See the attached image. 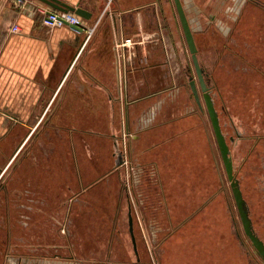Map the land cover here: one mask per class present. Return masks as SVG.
Returning <instances> with one entry per match:
<instances>
[{
  "label": "crops",
  "instance_id": "obj_1",
  "mask_svg": "<svg viewBox=\"0 0 264 264\" xmlns=\"http://www.w3.org/2000/svg\"><path fill=\"white\" fill-rule=\"evenodd\" d=\"M64 1L91 12L89 19L83 17L87 28H94L91 36L88 29L46 26L44 11L58 9L42 0H0V116L8 123L4 134L23 132L31 118H53L44 144L26 153L23 138L16 147L17 189L0 188V217L6 219L7 230L0 244L8 245V230L15 222L18 229L33 230L34 244H40L41 230H49L48 244L57 248L61 242L50 230L73 228L74 213L104 214L116 207L122 214L128 206L130 215V197H138V192H127L126 200L109 185L123 177V162L116 157L126 148L138 168L150 171L140 176L146 184L139 195L147 201L159 199L161 229H173L166 241L192 224L210 230L219 190L216 148L204 122L203 103L194 96L196 108L188 100L169 104L170 83L179 65L172 60L173 34L164 22L179 21L192 61L182 62L180 69L189 84L197 83L175 0ZM181 1L209 83L212 69L219 84L239 86L243 115L261 121L264 0ZM237 43L243 51H233ZM228 50L248 64L246 72L233 71ZM231 92L229 87L225 93L229 109L235 97ZM75 219L80 221L77 215ZM209 244L207 238L202 252H209ZM56 251L44 260L71 261ZM128 254L120 253L123 260ZM228 258V253L224 259L215 255L202 264H229ZM3 260L2 254L1 264Z\"/></svg>",
  "mask_w": 264,
  "mask_h": 264
},
{
  "label": "rangeland",
  "instance_id": "obj_2",
  "mask_svg": "<svg viewBox=\"0 0 264 264\" xmlns=\"http://www.w3.org/2000/svg\"><path fill=\"white\" fill-rule=\"evenodd\" d=\"M92 2L94 3V0ZM104 7L106 6H103V9ZM163 26L169 29L170 34H173L170 38L172 47L175 50L172 53V60L178 62L179 65V69L176 70V79L172 84L170 83L172 87L168 96L169 104L179 105L188 100L190 107L196 108L198 105L189 84L190 80L180 69L182 62L192 61L191 55L185 47L179 21L176 20V23H174L171 19L167 23L164 22ZM172 30H174L173 33ZM227 47L229 50L232 47L233 51L241 52L242 50L240 43ZM229 50L227 55L230 60L232 55ZM231 60L232 69L235 73L242 74L243 71L248 69V64L243 62L244 60L236 56L235 53ZM208 71L212 75L210 86L213 89L216 106L221 114L224 130L229 137L234 136L236 138L235 141L231 142L234 164L236 163L235 170L238 169L236 175L240 179L244 196L249 203L254 228L264 240V139L258 141L259 136L263 135L264 138V118L261 120L263 122H257L256 120L252 122L253 120H250L246 115L244 116L241 110V100H239L241 97L240 87L219 84L215 80L213 70L209 69ZM190 72L197 80L193 65ZM229 87L232 91L230 94L233 97L235 96L232 101L233 107H230L231 110L229 109L231 105L230 97L227 94L225 95ZM225 97L227 98L226 101ZM202 103L204 122L211 133L217 154V188L219 196L216 199L215 213L211 214L210 230L208 228L207 230L196 228L192 224L178 231L173 238L166 241L167 233L170 234L173 229H161L162 214L156 210L159 199L151 197L147 201L143 195H139L140 191L143 194V188L146 184L140 176L146 174L149 170L146 169L145 172L140 167L138 168L134 159H130V151L126 148L120 151V156L117 155L118 157H116L118 163L123 162V177L122 179L117 177L109 185L117 194L125 195L126 200L128 199L127 192L129 194L138 192V197H132L133 195L130 197L133 200L132 216L138 255L134 253V244L130 232L129 208L127 206L122 214L117 213L116 207L112 212L104 214L94 211L72 214L73 228L50 230L56 235V241L61 242V245H58L57 248L48 244L50 239L46 237L49 230H41L40 244H34L36 238H32L33 230L18 229L15 222L12 224V229L8 230V245L0 244V256L2 254L5 256V261L3 260L2 263L49 264L44 259H47L57 249V253L68 256V260L71 258V261H64L63 264H202L205 258L215 255L224 259L225 253L229 254L227 260L229 264H264V260L257 253L244 231L203 98ZM252 104L254 105V103ZM47 121L48 123H46ZM247 122L250 123L247 124ZM29 123V126L23 128V132L15 130L7 136L4 134L8 124L7 120L0 116V188L7 186L9 188L10 186L14 190L17 189L15 185L16 165L18 163V157H15L16 147L23 138L27 141L26 153L30 152L33 147L38 148L44 144L49 138V126L53 123V118L48 116L31 118ZM134 136L135 134L130 135V137ZM135 175H138L137 179L135 178L134 182L129 181ZM12 202L17 203L16 196L12 197ZM136 203L137 206L135 207L134 204ZM63 215H60V219ZM76 215L81 222L75 219ZM21 219H23V216H21ZM4 220L6 219L1 220L0 217V237L2 233L4 234L6 226ZM13 220L17 221L16 218ZM23 232L25 238L21 239ZM4 236L5 234L3 240H5ZM206 237L211 241V244L208 245L209 252H202L206 247ZM213 242L216 243L213 244ZM121 252L129 253L126 260L122 259ZM12 254H18V258L24 257L26 259L21 262V260L15 259L16 256H11ZM9 256L10 259H7ZM39 258L42 259L40 262L37 261Z\"/></svg>",
  "mask_w": 264,
  "mask_h": 264
},
{
  "label": "water",
  "instance_id": "obj_3",
  "mask_svg": "<svg viewBox=\"0 0 264 264\" xmlns=\"http://www.w3.org/2000/svg\"><path fill=\"white\" fill-rule=\"evenodd\" d=\"M46 2L49 6L56 8L61 11H73L78 15L84 17L85 19H89L91 17V12L86 10L85 8L77 5L69 4L64 0H42ZM176 7L179 13V17L185 32V36L188 42V46L190 52L192 53V58L194 62V66L197 72V76L199 78L200 87L203 93V98L205 101V105L211 120V124L214 130V134L217 140V144L220 150V154L224 163V167L230 181L231 189L233 192V196L236 202V206L238 208V212L242 221V225L247 237L250 239L252 245L256 249L257 253L260 257L264 260V240L259 236L256 232L253 224V220L250 214V207L248 205L247 200L244 198L241 186H240V179L236 175L234 159L232 155V150L230 144L228 142L227 136L223 130L221 117L219 111L216 107L214 96L212 95L211 89L209 88L206 80H205V70L202 67L200 60L198 58V47L195 42V38L193 35V31L190 25V22L187 18L184 6L181 0H175ZM192 91L197 102L202 106V101L199 93V89L197 86L196 81L191 80L190 82ZM129 222H130V231L132 234L134 247L136 252L137 250V241L136 236L134 233V221L132 213L130 212L129 215Z\"/></svg>",
  "mask_w": 264,
  "mask_h": 264
},
{
  "label": "built area",
  "instance_id": "obj_4",
  "mask_svg": "<svg viewBox=\"0 0 264 264\" xmlns=\"http://www.w3.org/2000/svg\"><path fill=\"white\" fill-rule=\"evenodd\" d=\"M43 23L50 27H59L69 25L75 28L88 29V36H91L94 28H87L84 22V18L73 11H61V10H46L44 11ZM18 26H14V30H17Z\"/></svg>",
  "mask_w": 264,
  "mask_h": 264
},
{
  "label": "flooded vegetation",
  "instance_id": "obj_5",
  "mask_svg": "<svg viewBox=\"0 0 264 264\" xmlns=\"http://www.w3.org/2000/svg\"><path fill=\"white\" fill-rule=\"evenodd\" d=\"M204 68V67H203ZM196 70V69H195ZM205 70V80H206V82H207V84H208V86H209V88L211 89V92H212V95L214 96V94H213V89H212V87L210 86V83H209V79H208V73H207V70L206 69H204ZM196 76H197V72H196ZM197 86H198V89H199V93H200V97H201V101H202V98H203V93H202V90H201V87H200V82H199V78H198V76H197ZM215 99V98H214ZM205 102V101H204ZM216 103V102H215ZM221 115V114H220ZM223 124V123H222ZM223 130H224V126H223ZM224 132H225V130H224ZM225 134H226V136H227V139H228V142H229V144H230V147L232 146V144H231V142H233V141H235V137L234 136H231V137H229L228 135H227V133L225 132ZM263 135H261V136H259V139H263V137H262ZM258 138V137H257ZM231 150H232V148H231ZM236 164V163H235ZM237 172H238V169H237Z\"/></svg>",
  "mask_w": 264,
  "mask_h": 264
},
{
  "label": "bare ground",
  "instance_id": "obj_6",
  "mask_svg": "<svg viewBox=\"0 0 264 264\" xmlns=\"http://www.w3.org/2000/svg\"><path fill=\"white\" fill-rule=\"evenodd\" d=\"M216 102V101H215ZM217 107V106H216ZM218 109V108H217ZM218 111H219V109H218ZM219 114H220V111H219ZM220 117H221V115H220ZM221 122H222V118H221ZM222 127H223V124H222ZM236 171H237V168H236ZM240 186H241V182H240ZM241 189H242V187H241ZM242 192H243V190H242ZM243 195H244V192H243ZM244 198H245V196H244ZM246 199V198H245ZM247 200V199H246ZM248 202V201H247ZM248 205H249V203H248ZM250 207V206H249ZM250 212H251V209H250ZM251 214V213H250ZM253 220V219H252ZM253 224H254V222H253Z\"/></svg>",
  "mask_w": 264,
  "mask_h": 264
}]
</instances>
